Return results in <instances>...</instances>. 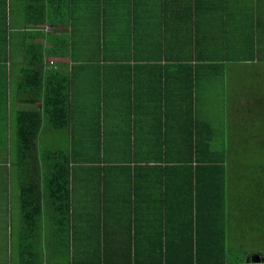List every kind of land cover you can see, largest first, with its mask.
I'll list each match as a JSON object with an SVG mask.
<instances>
[{
	"label": "crops",
	"instance_id": "obj_1",
	"mask_svg": "<svg viewBox=\"0 0 264 264\" xmlns=\"http://www.w3.org/2000/svg\"><path fill=\"white\" fill-rule=\"evenodd\" d=\"M261 4L0 0V264H183L214 239Z\"/></svg>",
	"mask_w": 264,
	"mask_h": 264
},
{
	"label": "rangeland",
	"instance_id": "obj_2",
	"mask_svg": "<svg viewBox=\"0 0 264 264\" xmlns=\"http://www.w3.org/2000/svg\"><path fill=\"white\" fill-rule=\"evenodd\" d=\"M261 8L264 9V5L261 4ZM261 21V18L258 19ZM255 22L257 21L254 20ZM264 23L258 30L257 34L261 37V47L259 54L264 57ZM263 46V47H262ZM220 47V46H219ZM246 77V74H245ZM241 79V78H240ZM245 82L243 85L247 86L249 89L248 95L251 96V107L252 110L259 108V114L257 118L249 116L248 113H239L235 115V119H240L244 123V131H241L240 127L238 129L241 133L242 144L237 145L238 138L240 136L237 130L233 129L231 126L228 127L229 134V150L232 147V153H237V159L235 161H243L247 166L254 168H259L264 166V87L259 86L250 77L245 81L244 78L241 79ZM254 85H253V84ZM252 87V88H251ZM240 92V91H239ZM255 94H258L256 96ZM262 99L263 104L260 103ZM261 106V107H260ZM249 107H246L248 109ZM237 109L243 111V106L237 107ZM260 113H263L262 115ZM239 123L237 122V125ZM228 162V160H227ZM264 172V171H263ZM237 174V173H235ZM261 179L256 180L252 184V189L246 190V193H242L238 198H233L232 213L234 219H240L236 222L235 235L232 238V243L235 251H246V256L258 254L264 252V173L260 174ZM236 216V218H235ZM242 241V245L238 242Z\"/></svg>",
	"mask_w": 264,
	"mask_h": 264
},
{
	"label": "trees",
	"instance_id": "obj_3",
	"mask_svg": "<svg viewBox=\"0 0 264 264\" xmlns=\"http://www.w3.org/2000/svg\"><path fill=\"white\" fill-rule=\"evenodd\" d=\"M196 39V41H199L201 40V37L196 35ZM187 101V99H183V105L185 103V105L187 106ZM239 125L241 126V131L245 132L244 129L246 128H244V125ZM238 133L240 134L238 138L240 141L238 140L237 142V145L239 146L242 144V136L239 130ZM233 152L235 156L232 153V147H230L227 159L224 160L221 164L225 165L222 166L225 167L224 169H222V171L224 172L223 176L227 178V171H229L230 173V185L232 184L231 178L237 180V183L235 185L237 191L234 193L232 192V196L234 198H238L242 193H246V190L248 191L252 189V184L256 180L261 179L260 174L264 173V166L254 168L257 169L254 171L250 165L247 166V164L243 163V161H235L237 159V153H239L240 151L235 153L236 150H234ZM211 161L213 164L211 167H215L216 169L222 168L215 163L213 156L211 158ZM226 195L227 189H225L222 183V186H220V198L222 201H224L222 203L224 207L220 208L218 211V213L220 212L219 214H221L222 216V222L220 223V225H218V227L214 226V228H216L218 231L217 236L214 239L206 240V242H196L194 244H192L193 242H183V254H189V256L183 257V264H206V262H210L212 264H242L246 263L247 258H252V255H250L249 257L246 256V251H244L243 253H240L242 251H235L232 243V238L235 235L236 222H239L240 219H232V208L230 209V206L228 207V204L225 201ZM223 220H227V222H223ZM242 241L243 240H240L238 243L242 245ZM212 253H215L213 257L211 256ZM260 254L264 256V252H260ZM252 264L258 263L252 262Z\"/></svg>",
	"mask_w": 264,
	"mask_h": 264
},
{
	"label": "water",
	"instance_id": "obj_4",
	"mask_svg": "<svg viewBox=\"0 0 264 264\" xmlns=\"http://www.w3.org/2000/svg\"><path fill=\"white\" fill-rule=\"evenodd\" d=\"M253 261L259 263L262 261V257L258 254L253 255Z\"/></svg>",
	"mask_w": 264,
	"mask_h": 264
}]
</instances>
